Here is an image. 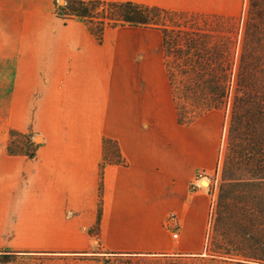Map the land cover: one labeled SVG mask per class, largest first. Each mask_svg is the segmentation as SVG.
Wrapping results in <instances>:
<instances>
[{
  "label": "crops",
  "instance_id": "crops-1",
  "mask_svg": "<svg viewBox=\"0 0 264 264\" xmlns=\"http://www.w3.org/2000/svg\"><path fill=\"white\" fill-rule=\"evenodd\" d=\"M204 12L206 0H99ZM98 44L76 19L54 13L52 0H0V63H8L0 105V249L13 254L193 255L209 199L191 189L211 170L206 131L176 122L162 76L131 60L119 30ZM162 45V42H161ZM143 47L142 45H140ZM2 82V81H1ZM9 130L39 143L33 158L7 154ZM104 139L117 143L125 165L99 167ZM180 230L171 240L165 230Z\"/></svg>",
  "mask_w": 264,
  "mask_h": 264
},
{
  "label": "trees",
  "instance_id": "trees-1",
  "mask_svg": "<svg viewBox=\"0 0 264 264\" xmlns=\"http://www.w3.org/2000/svg\"><path fill=\"white\" fill-rule=\"evenodd\" d=\"M54 13L80 21L98 44L110 28L155 29L161 34L164 67L178 125L186 126L206 112L229 105L220 164L219 248L205 246L213 258L264 264V0H247L240 39L218 16L171 11L133 2L52 0ZM224 34H219V33ZM237 32H234V36ZM7 154L33 158L32 138L9 130ZM99 167L101 213L103 168L125 165L117 143L104 139Z\"/></svg>",
  "mask_w": 264,
  "mask_h": 264
},
{
  "label": "rangeland",
  "instance_id": "rangeland-1",
  "mask_svg": "<svg viewBox=\"0 0 264 264\" xmlns=\"http://www.w3.org/2000/svg\"><path fill=\"white\" fill-rule=\"evenodd\" d=\"M59 1H57L58 4ZM207 9L205 15L219 17V21L224 23L231 33H225L231 39H240V33L245 18L247 0H206ZM234 32L237 34L234 36ZM219 34H224L219 33ZM117 38L128 44L129 67L131 60H144L145 68L152 70L162 76V65L164 67L163 48L160 35L154 30L123 29L117 33ZM142 45L143 47H141ZM165 68V67H164ZM10 75L8 63H0V105L3 104L9 84L6 82ZM2 81V82H1ZM229 117V105L218 110L206 112L201 117L186 125L185 129L193 134V148L198 139V131H206L208 139V161H212V169H200L197 171V184L199 180L202 193L209 199V215L205 232L201 236L203 250L193 255H131V256H111V255H59V254H13L4 249H0V264H243L239 262L223 261L213 258L205 251V246L213 249V245L219 248V241L222 243L223 233L219 228V185H220V164L225 144L226 127ZM34 144L39 140H33ZM165 230L172 236L180 233L178 226L169 223Z\"/></svg>",
  "mask_w": 264,
  "mask_h": 264
},
{
  "label": "built area",
  "instance_id": "built-area-1",
  "mask_svg": "<svg viewBox=\"0 0 264 264\" xmlns=\"http://www.w3.org/2000/svg\"><path fill=\"white\" fill-rule=\"evenodd\" d=\"M198 187H200L199 180L197 181V184H193V185L191 186V189H195V188H198ZM172 220H173V215L170 216L169 221L171 222ZM172 238H173V239H178V233L173 234Z\"/></svg>",
  "mask_w": 264,
  "mask_h": 264
},
{
  "label": "water",
  "instance_id": "water-1",
  "mask_svg": "<svg viewBox=\"0 0 264 264\" xmlns=\"http://www.w3.org/2000/svg\"><path fill=\"white\" fill-rule=\"evenodd\" d=\"M59 4H63V0H59ZM35 140L37 141V140H39V138L36 137Z\"/></svg>",
  "mask_w": 264,
  "mask_h": 264
}]
</instances>
